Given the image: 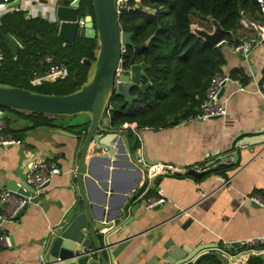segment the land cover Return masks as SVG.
<instances>
[{"label":"crops","instance_id":"0c3cea01","mask_svg":"<svg viewBox=\"0 0 264 264\" xmlns=\"http://www.w3.org/2000/svg\"><path fill=\"white\" fill-rule=\"evenodd\" d=\"M50 2L48 8L57 17L56 2ZM144 10L155 13L151 8ZM82 18L85 19V12L80 15ZM224 40L218 45L223 46L226 56L222 70L233 78L222 96L227 101L225 115L203 120L197 114L160 128H139L136 124L122 127L130 134V141L134 135L138 137V150L146 159L174 165L179 171L162 175L159 186L155 181L151 183L147 196L165 199L157 208L146 206L147 196L137 201H141V206L135 212L131 226L134 233L128 235L131 242L121 257V264H163V253L171 244L186 249L201 246H210L206 250L225 249L223 240L238 245L243 239L264 235V207L249 199L252 194L264 197V141L235 146L241 144L245 134L264 129V96L254 92L264 80V45L253 47L245 59L242 52H235L232 44ZM183 116L184 111H180L172 119ZM15 117L22 130L8 128V131L22 143L9 148L0 146V189L7 188L8 180L18 183L26 180L33 160H53L61 173L53 176L38 195L39 200L30 202L20 218L4 223L9 244L0 241V264H40V254L46 257L48 253L45 247L48 234L74 201L66 186L78 142L71 134L80 131L67 125L54 127L42 116L16 114ZM106 121L110 122L109 117ZM234 153L238 158L231 166H220L202 176L189 172ZM220 176L230 179V183L224 184ZM3 211L0 204V214ZM228 248L235 251L234 247ZM218 263L215 257H206L201 262ZM249 264H264V254L252 257Z\"/></svg>","mask_w":264,"mask_h":264},{"label":"water","instance_id":"95a60500","mask_svg":"<svg viewBox=\"0 0 264 264\" xmlns=\"http://www.w3.org/2000/svg\"><path fill=\"white\" fill-rule=\"evenodd\" d=\"M81 2L72 0L69 4L61 3L56 9L59 36L65 41L74 42L80 31L78 20ZM16 3L18 1L11 5ZM92 5L94 15L91 8L86 7L83 29L86 37L98 40V50L94 61L84 60L90 64V68L87 81L79 89L68 94H48L0 84L1 107L51 116L85 114L90 120L83 133L66 132L78 140L66 186L74 196V201L48 234L45 240L48 253L40 264H121V257L131 242L128 235L134 233L131 226L135 212L141 206V201H137L147 196L152 189L148 182V172L156 162L146 159L138 150L136 135L130 141V134L124 128L113 127L106 121L115 94H122L131 101L136 99V96L131 95L133 87L145 89L148 86L142 80L149 66L137 59L144 46H135L128 66L118 75L119 69L123 67L121 64L126 55L125 47L131 44L133 35L122 29L119 15L137 6H127L126 0H92ZM194 32L214 46H218L225 37L224 29L218 22H215L211 32L203 28H196ZM224 91L225 86L220 96L224 95ZM2 116L7 117V113L3 112ZM217 117L220 116L213 118ZM245 136L236 147L264 141V129ZM237 158L236 153L220 156L189 172L202 176L220 166L235 164ZM162 179V175L157 176L155 184L159 186ZM6 186L25 195L34 191L27 180L21 183L8 180ZM38 200L39 196L33 198L32 202ZM25 210L26 206L22 207L15 219L20 218ZM231 247L235 251L217 247L206 250L210 246L186 249L171 244L166 246L163 253V264H201L206 257H215L221 264H249L251 258H245L242 251H237L240 244Z\"/></svg>","mask_w":264,"mask_h":264},{"label":"trees","instance_id":"16d2710c","mask_svg":"<svg viewBox=\"0 0 264 264\" xmlns=\"http://www.w3.org/2000/svg\"><path fill=\"white\" fill-rule=\"evenodd\" d=\"M81 3L84 9L90 7L93 11L92 0H82ZM66 4L69 3L66 1ZM126 4L137 8L119 15L122 29L133 34L131 44L125 47L123 68L128 66L135 46H144L137 59L149 66L142 80L148 86L145 89L135 86L131 95L136 99L131 101L122 94H115L107 117L116 128L125 124L160 128L199 114L211 79L222 70L226 56L223 46L205 42L191 28L192 24L212 31L218 22L224 29L227 43H232L246 33L240 25L241 11L258 18L259 7L257 0H126ZM145 8H151L155 13H148ZM0 48L5 53L0 64V84L35 91L30 87L31 70L38 65L39 59L52 56L55 63L70 65L69 75L65 79L44 83L49 86L68 83L72 87L68 94L87 81L90 64L84 60H95L98 40L79 31L76 40L68 42L59 36V23L28 18L24 12H13L0 20ZM25 76L28 85L18 83ZM0 109L5 110V107L0 106ZM180 111H184V116L172 119ZM16 112L23 116H42L47 119V124L61 127L54 123V116ZM6 120L9 121L8 116ZM89 123L88 118L84 123L67 126L79 128L82 132L87 130ZM8 128L15 130L9 125Z\"/></svg>","mask_w":264,"mask_h":264},{"label":"built area","instance_id":"2783aa9c","mask_svg":"<svg viewBox=\"0 0 264 264\" xmlns=\"http://www.w3.org/2000/svg\"><path fill=\"white\" fill-rule=\"evenodd\" d=\"M18 1L15 5L12 3ZM52 0H0V20L7 13L24 12L28 18L42 19L48 22H55V12H52L48 7ZM56 7L63 3V0H55ZM259 5L257 10L258 18L251 17L245 11H241L240 25L246 30V33L238 38L237 41L232 42V48L235 52H242L245 59L249 57L250 50L259 45H264V0H257ZM79 26L83 28L85 26V19L78 20ZM191 28L194 30L200 28L196 24H192ZM214 28V27H213ZM227 43L226 39L224 40ZM18 45L22 47L21 43ZM5 59V53L0 48V64ZM124 70L121 67L118 71V75ZM32 77L30 83L32 85L42 84L44 82H55L60 79H65L69 75V68L66 62L55 63L52 56H45L38 60V65H35L32 70ZM233 78L229 73L224 70L216 72L210 82V85L206 92V97L201 104L200 113L198 118L209 119L215 116H223L227 113V101L220 96V92L224 86L229 82H232ZM245 89L244 86H241ZM255 93L264 96V80L256 86ZM264 104V103H263ZM3 109H0V146L9 148L13 145H20L22 140L15 139L14 135L8 131L7 117H3ZM109 112V111H108ZM124 128L132 127L129 124H125ZM179 168L174 165L166 163H156L152 165L148 172V182L153 183L157 176L167 175L175 173ZM61 173V169L53 160H33L30 163L26 180L34 188V191L28 195L22 194L17 191H13L8 188L0 189V204L3 205L4 211L0 214V241L4 245L9 244V237L4 226V223L15 220L16 214L19 210L27 206L32 199L38 196L42 189L50 183L53 176ZM220 178L224 184H229L230 179L224 177ZM24 191H27L24 188ZM204 196L205 192L202 193ZM249 199L260 206L264 207V197L260 194H252ZM165 201L164 198L148 197L146 199L147 207L152 208ZM236 242L222 241V247L228 248L234 245ZM241 248H245L242 254L245 258H252L254 256H261L264 254V235L255 236L243 239L238 242ZM45 256L40 254V261L43 262Z\"/></svg>","mask_w":264,"mask_h":264},{"label":"rangeland","instance_id":"374dc122","mask_svg":"<svg viewBox=\"0 0 264 264\" xmlns=\"http://www.w3.org/2000/svg\"><path fill=\"white\" fill-rule=\"evenodd\" d=\"M66 1L68 3L71 2V0H63V3H66ZM84 11H85V9L83 8V6H81V11H80L81 16L84 14ZM8 14H10V13H7L6 15H8ZM196 25H198V24H196ZM82 32H84V29L80 28V33H82ZM91 39H95V38H91ZM68 67L70 68V65H68ZM22 79H19L18 83H20L21 85H28L27 76L23 77ZM30 87L37 92H43V93H48V94H67V92L71 91V88H72L71 85L69 86L68 83L58 84V85H54V86H49L48 83L38 84V85H32L31 84ZM5 110H6V113L8 114V118H9L8 125L11 128H14L15 130H18V128H20L22 130V128L16 122L15 116H16L17 112L10 110L8 108H5ZM52 119L54 120L55 124H57L59 126L60 125L65 126L69 123H77V121L86 122L88 118H87V115L82 114V115H77V116H72V117L54 116V117H52Z\"/></svg>","mask_w":264,"mask_h":264},{"label":"flooded vegetation","instance_id":"af4514ba","mask_svg":"<svg viewBox=\"0 0 264 264\" xmlns=\"http://www.w3.org/2000/svg\"><path fill=\"white\" fill-rule=\"evenodd\" d=\"M91 13H92V15H94V12L92 10H91ZM137 58H138V56H137ZM121 66H123V61H122Z\"/></svg>","mask_w":264,"mask_h":264},{"label":"clouds","instance_id":"9594fccd","mask_svg":"<svg viewBox=\"0 0 264 264\" xmlns=\"http://www.w3.org/2000/svg\"><path fill=\"white\" fill-rule=\"evenodd\" d=\"M213 30H214V29H213ZM213 30H212V31H213Z\"/></svg>","mask_w":264,"mask_h":264}]
</instances>
